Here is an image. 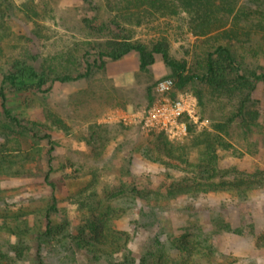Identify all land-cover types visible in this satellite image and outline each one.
Listing matches in <instances>:
<instances>
[{
  "label": "rangeland",
  "instance_id": "1",
  "mask_svg": "<svg viewBox=\"0 0 264 264\" xmlns=\"http://www.w3.org/2000/svg\"><path fill=\"white\" fill-rule=\"evenodd\" d=\"M0 5L6 13V31L0 29V89L16 120L0 108V217L9 211L18 226L27 219L33 230L42 231V218L55 195L60 215L52 212L53 224H70L42 242L43 264H122L124 254L138 264L156 239L170 248L174 238L199 231L207 239L203 255L212 253L194 264H264V80L251 77L264 74V0L233 1L241 23L249 27L241 43L225 45L231 58L222 62L228 65L227 79L233 81L228 89L235 95L227 89L217 92L198 79L177 90L176 78L158 56L140 70L134 52L117 61L104 58L103 67L86 77L53 80L84 76L87 62L99 63L97 55L110 36L128 33L148 48L165 41L170 58L184 62L188 75L202 77L208 55L217 57L215 50L225 43L216 34L194 36L183 12L140 26L123 24L121 31L109 23L107 0H0ZM16 62L28 63L43 76V92L34 87L16 91L4 81ZM240 77L247 78L243 89ZM166 78L174 83L169 98L186 93L197 103V122L186 120L187 132L180 139L144 132L134 118L158 98L154 86ZM243 100L245 119L239 112ZM203 132L225 143L217 147L212 163V190L169 196L171 186L204 178L197 168L203 144L193 141ZM238 179L244 184L233 186ZM83 200L115 209L109 225L128 238L120 253L96 256L77 248L69 233L89 216ZM36 237H8L0 230V253L12 255L11 245L22 246L24 255L16 264H37Z\"/></svg>",
  "mask_w": 264,
  "mask_h": 264
},
{
  "label": "trees",
  "instance_id": "2",
  "mask_svg": "<svg viewBox=\"0 0 264 264\" xmlns=\"http://www.w3.org/2000/svg\"><path fill=\"white\" fill-rule=\"evenodd\" d=\"M111 2V7L108 6L109 14L112 16L109 20L111 25H114L119 30L123 31L122 25L129 24L133 26H140L143 22L150 20L154 17H165L176 15L179 12L186 14L188 18V27L192 34L196 37H204L212 34H216L219 40H222L225 44L218 45L216 52H219L217 57L208 55L205 63V73L202 77L197 75H188L187 68L184 62L176 61L169 57L167 53V44L165 41H158L153 43L150 48L145 44L137 41H132L130 34L125 37L110 36L106 40L105 50L99 52L97 60L99 63H86L87 71L85 75H63L54 77V81L60 83L74 81L82 77H86L90 74L92 69L102 68L104 58L117 61L125 57L126 55L134 52L138 56V66L140 70H145L151 66L155 61V56H158L161 61L168 67L172 75L176 78L175 88L182 90L193 79L203 80L215 91L227 89L230 95H235V91H230L228 87L233 81L228 80V65L223 63L225 61L230 62V53L225 45H237L241 43V36L248 34L249 27L246 23H241L242 14L234 10V0H107ZM25 6V5H24ZM25 10L33 16H38V13L32 7L25 6ZM245 14V13H244ZM30 15V16H31ZM6 13L0 5V29L3 33L6 31L5 27ZM243 42V41H242ZM1 56V52H0ZM1 58V57H0ZM232 60V59H231ZM234 61V60H232ZM251 77L255 80H264V74L251 73ZM243 82L239 84L241 89L247 86V78L240 77ZM4 81L9 85L15 87L16 91L26 88H36L37 91L43 92V76H41L37 70L28 63L16 62L11 71ZM231 82V84H230ZM235 87L238 89L237 85ZM235 90V89H234ZM1 104L3 114L9 119L14 120L6 110V97L3 92V88L0 89ZM245 100L241 101L239 112L245 119L246 113L244 112ZM189 133L193 130L191 126L188 128ZM203 137V138H200ZM48 144H50L49 136H45ZM193 141L195 145L203 144V158L198 162V171L204 173V178L197 180L193 178L185 179L187 185L174 187L171 186L167 189L169 196L175 195H192L206 191L205 189L212 190L214 183L212 180L215 176L216 169L212 166L214 159L216 158L217 147H225V143L218 136H212L208 132H203L195 135ZM167 156H172V152H169ZM191 182V183H190ZM211 182V183H209ZM233 186L241 187L244 184L243 179H238L236 183H232ZM138 196L145 199L140 192L133 191ZM51 204L49 209L44 213L42 220L44 221V228L39 230H33L29 225L28 220L24 219V226H18V218L5 211V214L0 217V230H2L8 237L11 234L23 233L24 235H37L36 242V255L37 264H43L41 255V245L45 238L51 236H57L61 229L69 226V221H62L61 225H54L52 220V212L60 215L59 208L57 207V199L53 195L50 199ZM83 204H89V210L87 211L88 217L86 219L81 218L79 225L75 232L69 233L72 236V240L75 241L77 248L88 250L93 255L99 256L102 253L113 256L121 252V248L127 243V236L125 233L114 232L109 225L111 217L116 214L115 209L111 206L102 207L99 210V206H95L90 200H83ZM6 209V208H5ZM96 215H93V214ZM115 214V215H114ZM54 226V227H53ZM53 233L55 235H53ZM125 236V237H122ZM7 244L9 239H3ZM207 239L203 237L202 232L196 234L180 236L173 239L170 244V248L158 242L157 239L151 243L148 250L141 256L138 264H194L197 258H203V256L209 257L211 251L204 253L203 255V243H206ZM122 242V245H119ZM13 248V254L7 255L0 253V259L3 264H16L24 255V247L11 245ZM211 249L209 246H207ZM171 248L174 249V253H170ZM125 261L122 264H133L134 260L127 257L124 254Z\"/></svg>",
  "mask_w": 264,
  "mask_h": 264
},
{
  "label": "built area",
  "instance_id": "3",
  "mask_svg": "<svg viewBox=\"0 0 264 264\" xmlns=\"http://www.w3.org/2000/svg\"><path fill=\"white\" fill-rule=\"evenodd\" d=\"M173 80L166 78L156 82L154 92L157 99L139 117L134 115L141 130L148 133H164L170 139H180L186 135V120L197 122L196 99L181 93L171 99Z\"/></svg>",
  "mask_w": 264,
  "mask_h": 264
}]
</instances>
